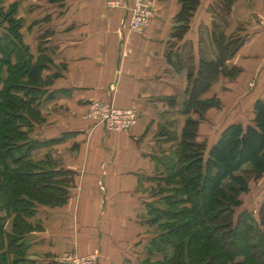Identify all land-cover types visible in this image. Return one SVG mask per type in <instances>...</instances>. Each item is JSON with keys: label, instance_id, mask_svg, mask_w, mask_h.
I'll use <instances>...</instances> for the list:
<instances>
[{"label": "crops", "instance_id": "crops-1", "mask_svg": "<svg viewBox=\"0 0 264 264\" xmlns=\"http://www.w3.org/2000/svg\"><path fill=\"white\" fill-rule=\"evenodd\" d=\"M136 1H0L6 11L17 6L34 58L51 60L41 74L48 93L38 108L43 121L35 119L29 135L41 145L30 158L49 161L68 192L63 205H37L28 218L30 264H65L63 254L74 251L99 252V264H143L151 257L154 234L144 227L153 228L147 204L154 199L145 189L159 170L152 156L162 152V141L170 143L150 136L177 120L200 61L218 59L215 33L242 41L226 60L228 75L212 84L226 92L229 125L250 123L255 102H264V0H199L183 34L178 0H148L151 24L131 30ZM6 27L0 20V33ZM97 101L137 109L136 125L108 131L92 116ZM13 217L6 220L9 233Z\"/></svg>", "mask_w": 264, "mask_h": 264}, {"label": "trees", "instance_id": "trees-1", "mask_svg": "<svg viewBox=\"0 0 264 264\" xmlns=\"http://www.w3.org/2000/svg\"><path fill=\"white\" fill-rule=\"evenodd\" d=\"M178 1L182 5L178 19L185 24L180 27L183 34L199 0ZM16 7L7 11L3 21L8 27L0 33V213H6L0 215V264H30L24 255L33 229L28 218L35 214L37 205H63L68 194L58 184L62 181L56 179L58 173L49 161L30 158L41 145L29 135L40 114L37 94L42 91L41 74L51 60L44 55L35 59L30 53L20 32L22 22L15 16ZM241 43L239 38L214 34L218 59L201 60L197 73L190 74L192 87L184 107V112L202 116L187 119L180 139L160 133L176 146L169 154L152 156L158 171L163 168L159 179L164 187L159 186L153 195L160 199L147 204L149 223L158 233L148 245L151 257L143 264H211V260L229 264L238 252L244 259L236 264H264V209L256 240L249 213H236L242 194L250 190L246 175H264V102H255V117L250 123L228 125L210 148L199 141L200 109L215 106L202 95L218 77L228 75L226 60ZM13 215L9 233L6 220ZM208 255L212 256L206 261Z\"/></svg>", "mask_w": 264, "mask_h": 264}, {"label": "rangeland", "instance_id": "rangeland-1", "mask_svg": "<svg viewBox=\"0 0 264 264\" xmlns=\"http://www.w3.org/2000/svg\"><path fill=\"white\" fill-rule=\"evenodd\" d=\"M7 11L4 8H0V20H4V17L6 16ZM148 28V27H147ZM146 28V29H147ZM145 29V30H146ZM144 30V31H145ZM143 31V32H144ZM216 86H213L212 88L207 89L203 93V97L207 96L209 100H212L215 104V106H212L208 109L202 110L203 112V121L201 123V134L199 135V141L200 142H206L207 147L210 148L211 145L218 139L222 131L229 125V121L227 120L228 116H231L229 112L226 111V105H225V97H226V92L225 90H221L220 86L218 85L217 88ZM23 94V93H21ZM38 98H40V102L46 100L48 93L47 91H39L37 94ZM180 114L177 116L176 121H172V123L169 124H164L162 125L161 128L154 130L153 133L156 137L150 136V139L156 140L157 137H159L160 133H166V134H174L175 136L181 134L184 130L185 123L187 119L193 118L195 120H198L201 116L202 113H187L184 112V109L182 111L180 110ZM36 119L39 121H43V118L41 114L36 115ZM152 135V134H150ZM167 141V140H166ZM157 143L159 142L158 140L156 141ZM176 146V143H170L167 144L165 141H162L160 143V151L158 152L162 155L163 152H167L169 154L170 149L171 151L173 150V147ZM164 154V153H163ZM163 168L161 171H158L157 174L154 175L153 180H151L149 185L146 186V193L148 196H151L154 200H159V197H154V193L159 191V186L164 187V183L162 182L163 180H160L159 178L162 176L159 172H162ZM246 178L249 181V187L250 190L248 193L242 194L241 196V201L242 205L239 209L236 210L237 216L242 212V211H247L250 216V222L253 225L256 233L254 235L253 239H257V232L262 229V223H261V213L263 212L264 209V175L260 178H255L254 175L252 174H247ZM1 182V178H0ZM62 183V184H61ZM58 184L63 185L65 183L59 182ZM61 206V205H58ZM217 207L220 208V210L223 209V207H220L217 205ZM150 218V217H149ZM145 230H147L148 233H153L154 235L157 234L156 228H149V227H144ZM145 232V231H144ZM71 253H77L80 256H89V255H97L98 259H100V254L99 252L96 253H91V254H86L82 255L79 254L78 252H71ZM233 258L230 259L231 261L229 264H236L237 261L244 259V256L242 255V252H238V254L235 255L233 254ZM65 254H63L64 258ZM212 256V255H211ZM211 256H205L204 259L207 261V257ZM201 257L198 255V258ZM155 259V258H154ZM157 261V260H156ZM153 260L152 262H156ZM205 261V262H206ZM211 264H221L219 262H214L211 260Z\"/></svg>", "mask_w": 264, "mask_h": 264}, {"label": "built area", "instance_id": "built-area-1", "mask_svg": "<svg viewBox=\"0 0 264 264\" xmlns=\"http://www.w3.org/2000/svg\"><path fill=\"white\" fill-rule=\"evenodd\" d=\"M154 18L153 8L148 0H137L130 28L136 32H143ZM264 25V22H263ZM92 116L103 124L110 132L129 131L138 121V111L135 108L118 109L110 103L94 102ZM65 264H99L97 255L80 256L77 253L65 254Z\"/></svg>", "mask_w": 264, "mask_h": 264}]
</instances>
